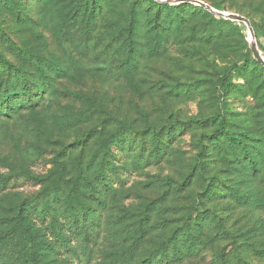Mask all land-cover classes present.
Listing matches in <instances>:
<instances>
[{
    "label": "rangeland",
    "instance_id": "1",
    "mask_svg": "<svg viewBox=\"0 0 264 264\" xmlns=\"http://www.w3.org/2000/svg\"><path fill=\"white\" fill-rule=\"evenodd\" d=\"M7 1L0 0V52L15 66L36 74L33 55L45 63L47 73L54 74L56 65L64 72L54 75L49 90H42L36 111L0 113V174L11 176L12 183L0 194V214L40 195L44 185L60 175H80L87 178L77 180L95 222L88 247L73 240L69 249L52 254L47 263L264 264V80L255 88L247 79L252 75L251 58L255 59L247 26L235 21L237 25L226 27L219 37H208L205 30L214 23L213 16L193 14L178 34L164 41L161 33L139 21L128 58L122 50L121 57L113 54L117 42L106 50L104 40L87 50L63 45L62 27L78 0H18V14ZM131 1L119 0L103 12L104 32H112L109 22L117 23L116 32L128 25ZM203 1L249 18L264 56V0ZM76 22L73 19L71 26ZM240 65L246 76L236 70ZM228 67L231 85L226 90L222 73ZM2 77L4 73L0 82ZM218 112L236 118L232 129L254 137L248 142L262 152L253 171L234 158L241 159L239 150L228 158L217 149L208 151L206 176L200 180L193 167L197 139L201 133H212L215 124L190 123L181 130L180 122ZM168 126L175 139L171 144L166 140L169 146L148 159L149 132ZM133 130L148 139L143 151L139 141L131 147L129 139L123 146L111 144L119 136L131 138ZM106 141L104 153L105 147H99ZM100 168L112 175L104 182L98 177ZM185 177L189 180L183 184ZM209 183H217L220 195L203 191ZM65 200L50 208L52 217L64 213ZM197 214L205 220L202 227L189 223ZM186 229L196 236L191 241L180 235ZM173 243L184 253L174 250ZM163 246L172 259L168 262L158 259ZM221 252L228 263L222 262Z\"/></svg>",
    "mask_w": 264,
    "mask_h": 264
},
{
    "label": "trees",
    "instance_id": "2",
    "mask_svg": "<svg viewBox=\"0 0 264 264\" xmlns=\"http://www.w3.org/2000/svg\"><path fill=\"white\" fill-rule=\"evenodd\" d=\"M6 3L15 13H21L20 1L9 0ZM118 3L119 0H78L75 13H69L62 27L61 38L63 45L68 49L69 46L75 45L77 50L78 48L87 50L89 46L94 47L99 40H104V48L106 50L108 45L114 46L117 42L120 45H117L116 49L113 50V54H119L121 57V54H123L122 51H124L127 57L130 58V56L132 57V52L137 41L135 32L139 21L147 26L149 30L161 33L164 41H168L173 35L178 34L182 30V27L185 26L184 23L193 14L213 16L214 23L208 25L210 29L207 27L205 30V34L208 37H219L223 34V29L237 25L235 21L230 19L223 17L215 18V15L206 9L187 2L170 4L158 0H132L129 11H127L129 19L128 25L122 31L116 32L114 27L117 23L109 22L108 26L112 28V32L108 34L101 29L100 21L103 18V12L105 10L108 12V10L117 6ZM210 5L218 10L225 11V7L219 3ZM137 11L139 12L138 15L136 13ZM73 19H77V22L74 26H71ZM9 42V45L14 46L11 41ZM160 43L162 44L161 41ZM31 62L35 65L38 74L33 73L27 68L22 69L21 67L15 66L0 52V75L4 73V77L1 78L0 82V113L6 115L10 112L19 113L25 110L36 111L41 100L38 96L44 93L42 90L44 88L49 90L54 75L64 72V69L60 65H56L54 74L47 73V68L44 66L45 63L36 55L31 56ZM251 64L253 65L252 75H249L247 79L251 87L256 88L264 80V65L253 58H251ZM236 70L243 76H246L243 72L242 65L237 67ZM230 72L231 67H228L222 73L223 86L226 90H229V86L231 85ZM185 92H182V94H185ZM228 112L233 113L231 110ZM234 119L236 120L234 117H228L218 112L210 118L180 122L181 130H186L190 123L205 125L212 122L215 124L212 133H201L197 139L198 158L194 161L193 167L196 176L200 180L201 177L206 176L205 158L209 154L207 152L216 149L224 158H228L227 156L229 154L236 153L239 150L241 159L235 154L234 158H237L236 160L239 162L245 163L250 170L253 169V171H256L258 155L262 152L261 148L254 147L248 142V140H255L248 133H237L232 129ZM133 134L134 136L130 135L131 138H122L119 136L117 139H112L111 144L115 142L114 144L123 146L126 140L129 139V146L131 147L133 143L139 141L140 149L143 151L148 141L147 137L143 132L136 130H133ZM149 134L151 137L149 141L152 145L148 154V159L150 160L157 156L158 150L161 151L162 148L166 149L169 146L165 143L166 140L171 144L176 136L171 126L160 131L151 130ZM164 136H167V139H164ZM108 141L99 147L101 150L105 147V150H103L104 153L108 152ZM113 156L117 158L118 153ZM98 174L102 182L105 181L106 176H112L104 168H100ZM22 176L29 175L24 174ZM78 178H82L83 181L87 180V178L80 175H75L68 179L60 175L55 182L45 184L40 195L34 198L27 197L23 202L15 203L9 209L10 213L0 214V264H48V258L54 256L52 254L56 255L62 252V250L69 249L72 246L71 242L73 240L83 243L87 247L89 246L93 240V235L90 231L95 230V222L92 219V213L89 211L90 205L83 200V193L85 191L81 189L80 182L77 180ZM210 178H214V175L210 176ZM10 180L11 176H3L0 174V194L7 188L12 187ZM188 180L189 177H185L182 183L186 184ZM210 185L212 183L205 186L203 191H206L208 196L220 195L217 183L211 187ZM94 191L95 187L87 191L89 192L87 196L92 195ZM240 196L243 197L244 194ZM63 197L66 199L64 213L60 216L58 214L52 217L49 213L50 208L51 210L54 209V203H59L58 200H61ZM196 212L200 213L199 210ZM50 216L51 220H48ZM82 217L83 219H81ZM202 217L197 214L189 220V223L191 222L194 225L202 227L205 221ZM213 217L216 224L221 226L220 218L216 212H214ZM191 234V231L187 229L180 233L183 236V240L189 241L196 237ZM173 244L174 250L179 248L178 250L184 253L178 243ZM159 251L160 256L158 259L160 262H168L171 259L164 246L160 247ZM220 256L223 263H228L227 257L222 252ZM56 259L58 258L56 257ZM143 264L147 263L145 262ZM149 264L154 263L151 261Z\"/></svg>",
    "mask_w": 264,
    "mask_h": 264
},
{
    "label": "water",
    "instance_id": "3",
    "mask_svg": "<svg viewBox=\"0 0 264 264\" xmlns=\"http://www.w3.org/2000/svg\"><path fill=\"white\" fill-rule=\"evenodd\" d=\"M160 2H176V3H180V2H189V3H194L197 5H200L206 9H208L209 11H211L212 13H214L215 15H217L218 17H223L226 19H230L233 21H238V22H243L247 28L248 31L251 35V39L249 40L250 42V48L251 51L253 53V56L255 57V59L260 62L262 65H264V58L262 57L260 50L258 48L257 45V41H256V34H255V30L254 27L251 23V21L249 20V18H247L244 15L238 14V13H234V12H228V11H224V10H218L216 8H214L213 6H211L210 4L206 3L203 0H158Z\"/></svg>",
    "mask_w": 264,
    "mask_h": 264
},
{
    "label": "bare ground",
    "instance_id": "4",
    "mask_svg": "<svg viewBox=\"0 0 264 264\" xmlns=\"http://www.w3.org/2000/svg\"><path fill=\"white\" fill-rule=\"evenodd\" d=\"M250 39H251V35H250ZM264 58V56H262Z\"/></svg>",
    "mask_w": 264,
    "mask_h": 264
}]
</instances>
